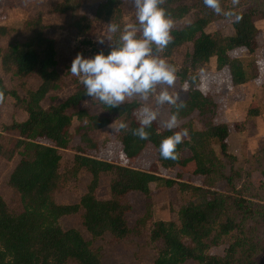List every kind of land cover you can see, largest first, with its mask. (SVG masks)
<instances>
[{
  "label": "trees",
  "instance_id": "1",
  "mask_svg": "<svg viewBox=\"0 0 264 264\" xmlns=\"http://www.w3.org/2000/svg\"><path fill=\"white\" fill-rule=\"evenodd\" d=\"M82 3L83 0H62L53 6L52 11L75 15ZM161 7L172 21L181 20L197 9L195 20L171 30L172 40L162 53L164 57H169L177 47L192 42V52L186 55V65L177 73L180 82L186 85L187 92V98L177 102L184 105L178 110L177 120L195 115L210 116L204 129L189 128V139H183L177 145L175 160L163 159L159 155L162 138L172 135L175 129H160L154 120L146 129L149 133L147 140L132 135V129L139 127L135 114L140 106L137 101L124 102L119 107L111 108L97 101L105 114L90 115L81 106L90 97L85 94L84 88H80L59 104L48 108L41 105L46 95L57 87L59 80L56 39L46 33L47 28L41 18L36 17L27 23L29 38L11 43L0 51L4 69L13 71L18 77L37 75L40 78L39 86L29 91L26 100L22 101L26 118L4 125L0 131V156L10 159L15 152L20 155L8 178L9 187L18 197L19 209L12 211L0 195V264H104L80 232L73 228L63 229L59 219L81 211L82 225L93 237L108 233L115 240L125 239L130 234L126 220L130 204L126 197L133 192L148 196L152 183L167 188L177 186L180 191L189 192L198 200L182 206L177 221L157 220L153 223L150 240L160 243V246L151 264H182L187 260L197 264H250L252 256L257 253L258 244L248 235L246 222H251L250 232L264 225V203L247 199L243 186H233L234 175L238 176L239 173L234 171L232 163L235 157L228 151L230 131L225 123H213L217 102L211 92L203 93L199 89L203 77L196 71L198 66L214 58L215 71L226 74L232 86L257 78L259 67L254 55L258 46L256 9L248 7L237 11L236 14L240 16L238 21L235 16H231L234 33L224 35L219 30L205 31L206 26L219 19L220 15L205 7L203 0H196L194 5L179 0H163ZM94 17L120 25V1L105 0L99 3ZM72 26L80 35L88 36L92 32L91 20L85 16H77ZM8 34L9 28L0 25V38ZM115 38L116 34H113L112 40ZM108 50L109 46L93 51L107 53ZM242 52L249 54L248 62H244L240 55ZM7 93L0 78V97ZM10 93L19 99L14 92ZM175 112L177 107L171 105V116ZM257 114L258 109L248 110L249 116ZM74 115L78 119L87 118L90 129H101L113 119H121V122L126 123L127 129L115 134L124 160L136 159L150 144L164 169L186 167L193 162L195 166L192 173L204 176L206 184L223 179L231 189L226 193L218 192L206 188L204 184L182 181L180 175L167 178L122 161L96 158L88 153V149H96V142L85 133L81 140L86 145L75 147L73 161L75 170L84 169L90 174V181L78 203H57L53 194L62 182L60 151L67 149L71 143L69 129ZM2 132L17 136L13 137L15 143L8 150L3 145ZM42 139H47L49 143H43ZM212 142L229 160V174L223 172L225 164L216 154ZM104 173L112 174L113 178L109 183L110 197L100 199L96 196V190L100 176ZM229 235L233 239L223 255L208 252L211 247L221 245L223 238Z\"/></svg>",
  "mask_w": 264,
  "mask_h": 264
},
{
  "label": "rangeland",
  "instance_id": "2",
  "mask_svg": "<svg viewBox=\"0 0 264 264\" xmlns=\"http://www.w3.org/2000/svg\"><path fill=\"white\" fill-rule=\"evenodd\" d=\"M62 0H0V25L9 28V34L0 38V51L5 49L7 45L14 42L25 41L30 36L27 23L32 19L39 17L46 26V33L56 39L57 66L56 70L59 74L57 87L51 90L42 100L41 105L44 108L56 105L64 101L68 96L73 94L83 86L77 77L73 76L68 68L72 59L81 53L84 56L94 54V49L103 50L109 46V41L103 37H111L112 33L108 32V21L96 20L94 15L99 3L105 0H83V3L77 10V14L70 12L56 13L52 11L55 4ZM121 8L120 25L135 22V5L133 0H119ZM179 2L194 5L196 0H179ZM222 9L237 12L248 7L256 9L255 24L258 29L257 39L260 48L264 46V0H238L233 6L232 0H224L220 2ZM198 15L197 9H193L188 15L178 21H173L174 28L183 27ZM219 19L209 23L205 31L214 32L219 30L224 35L234 33L231 25L232 17H226L219 14ZM77 16H85L91 20L92 32L90 35H80L72 26ZM192 52V42L184 43L174 49L169 57H164L162 52L154 54L164 59L167 63L175 67L176 79L174 85L168 88L171 95L178 97L177 102L187 98L186 85L180 82L177 73L186 65V55ZM244 62H248L250 56L246 52L240 53ZM255 55V54H254ZM196 71L203 77L199 84V89L203 93L211 92L214 100L217 102V108L212 118L213 123H225L229 128L228 151L235 157L233 165L234 171L239 175L233 178L232 184L236 188L244 189L247 199H251L258 203H264V103L263 100L255 96H251V90L247 89L243 94H248L250 99L247 101L237 102L236 97H228V91L232 88L226 74H220L215 71V61L211 58L209 62L197 67ZM207 73V74H206ZM211 74L210 77H206ZM0 78L5 88L8 90L5 96L0 97V131L2 126L10 125L14 121H22L27 114L23 108L22 101L26 100L27 93L35 90L40 84V78L37 75L29 77H18L13 71H7L1 64L0 60ZM211 78L210 84L208 80ZM254 81V80H253ZM250 81V82H253ZM160 86H157L156 93L150 94L147 99L140 96L127 98L125 102L137 101L140 106L135 114L138 120L141 118V109L148 105L152 107L157 115L155 121L160 129H168L167 121L170 119V104L157 105L155 95L159 92ZM10 92H14L19 99ZM238 94V91L236 92ZM236 95V94H235ZM98 100L89 98L82 103V108L86 109L90 115H104L105 112L96 103ZM258 109V115L249 116L248 110ZM72 112V111H70ZM73 113V112H72ZM210 116L195 115L190 118L177 120V126L173 129L180 131L181 129H204L205 122ZM121 119H113L110 124L101 129H90L88 119H78L75 115L72 117L69 133L71 135V143L67 149L61 150L60 173L62 174V182L59 188L54 192V199L60 204L78 203L82 194L85 193L87 185L90 181V174L84 169H74L75 147L85 146L86 143L81 140V136L85 133L96 142V149H88V153L96 158L103 160H113L117 162L129 163L131 166L152 170L155 173L167 177L175 178L180 175L182 181H186L195 185H203L211 190L218 192H229L231 186L223 179L212 180L211 184H206L204 176L192 173L194 163H189L186 167L177 166L171 169H164L157 160V154L154 147L148 144L142 153L131 161L124 160L121 154V145L115 139L117 131H113L118 127ZM3 145L6 150L13 147L14 138L17 136L11 132H2ZM14 137V138H13ZM183 139H189V135ZM48 144L47 139L41 140ZM212 146L216 154L221 158L225 167L222 168L225 174L230 173L229 160L220 152L218 145L212 142ZM20 158L19 153L15 152L8 159L0 156V195L6 201L8 207L12 211L19 209V200L17 195L8 185L10 172ZM216 177V175H215ZM113 175L104 173L100 176L99 186L96 190V196L100 199L110 197L109 183ZM150 194L148 196L141 193L133 192L127 195L126 201L130 204V209L126 213V220L130 228L128 237L122 240H115L108 233L93 237L82 225L81 211L77 213L63 216L59 219V224L63 229H76L82 237L89 243L90 247L95 250L104 264H151L156 256L160 243L150 240V230L157 220L177 221L179 209L188 202L198 200L196 196H192L189 192H182L177 186L171 188L164 187L160 184H150ZM255 197V198H252ZM251 222H246L248 235L258 244L257 253H255L250 264H264V225L258 226L254 231L251 230ZM231 235L224 237L221 245L211 247L208 252L211 254L223 255L227 245L232 242ZM67 264H75L68 262ZM182 264H197L193 260H187Z\"/></svg>",
  "mask_w": 264,
  "mask_h": 264
},
{
  "label": "clouds",
  "instance_id": "3",
  "mask_svg": "<svg viewBox=\"0 0 264 264\" xmlns=\"http://www.w3.org/2000/svg\"><path fill=\"white\" fill-rule=\"evenodd\" d=\"M163 0H133L135 5V22L125 23L122 26L111 21L108 23V32L116 34L113 41L111 37H103L109 41L107 53L98 51L92 56L81 53L72 59L68 71L78 78L84 88L85 94L95 98L100 103L111 107H119L127 98L140 96L147 99L150 94L155 95L157 105L170 104L177 107L166 123L171 130L177 126L179 108L184 105L177 104L178 97L169 93L168 88L174 85L176 69L164 59L154 54L162 52L171 42L173 21L161 7ZM238 0H232L233 6ZM205 7L216 14L226 17L239 14L232 10H224L219 0H203ZM156 111L145 105L141 109L139 127L132 129V135L140 140H147L149 133L146 130L156 119ZM127 124L120 122L113 131L126 130ZM188 135L187 129H181L172 135L162 138L159 144V155L163 159L175 160L177 158V145L183 142Z\"/></svg>",
  "mask_w": 264,
  "mask_h": 264
},
{
  "label": "crops",
  "instance_id": "4",
  "mask_svg": "<svg viewBox=\"0 0 264 264\" xmlns=\"http://www.w3.org/2000/svg\"><path fill=\"white\" fill-rule=\"evenodd\" d=\"M255 57L257 59V63L259 67V75L257 76V78L253 82H247L244 84L232 86V88H230V90L228 91V97L230 98L236 97L237 102H241V101L245 102L246 100L248 101L250 99V96H248V94L245 95L243 94L245 90L249 89L251 90L252 93L251 96H255V98L256 97L260 98L261 100H263L264 103V46L260 48L259 42L257 49L255 50ZM210 76L211 74L208 75V77ZM210 82H211V78H209L208 84H210ZM237 91L238 94L236 93Z\"/></svg>",
  "mask_w": 264,
  "mask_h": 264
}]
</instances>
